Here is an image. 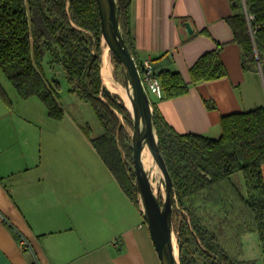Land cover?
Returning a JSON list of instances; mask_svg holds the SVG:
<instances>
[{"label":"crops","instance_id":"0c3cea01","mask_svg":"<svg viewBox=\"0 0 264 264\" xmlns=\"http://www.w3.org/2000/svg\"><path fill=\"white\" fill-rule=\"evenodd\" d=\"M232 4L132 0L138 64L150 59L156 71H177L190 82L191 66L220 47L228 69L225 77L191 84L184 95L157 98L179 132L218 138L223 114L264 105L263 74L244 68L243 49L227 20L236 12ZM10 100L0 98V264H162L141 205L121 187L83 126L76 138L58 140L59 153L51 138L43 152L41 128Z\"/></svg>","mask_w":264,"mask_h":264},{"label":"trees","instance_id":"16d2710c","mask_svg":"<svg viewBox=\"0 0 264 264\" xmlns=\"http://www.w3.org/2000/svg\"><path fill=\"white\" fill-rule=\"evenodd\" d=\"M255 15L252 38L243 0H233L235 13L227 20L243 49L245 69L256 68L264 77V0H244ZM120 21L135 58L131 26L132 0H118ZM102 31L97 0H0V67L17 91L27 99L37 96L48 115L61 120V83L48 79L44 63L60 64L70 91L90 102L103 127L92 137L93 146L129 197L140 204L135 187L131 134L118 113L133 126L132 116L119 94L112 92L102 76ZM116 68L121 65L115 55ZM138 61V60H137ZM220 47L207 51L191 66V81L177 71H157L163 87L160 99L189 92L190 85L228 75ZM0 98L12 102L0 84ZM154 119L159 145L175 184L173 226L179 243L180 264H245L234 256L221 227L210 220V207H233L237 201L252 220L259 235L264 264V105L223 114L222 134L212 138L195 132L177 131L163 116L156 102ZM208 106L216 108L209 102ZM242 172L246 192L232 182ZM222 184V186H221ZM162 200V196H160ZM229 213V212H228ZM250 264H258L256 261Z\"/></svg>","mask_w":264,"mask_h":264},{"label":"water","instance_id":"95a60500","mask_svg":"<svg viewBox=\"0 0 264 264\" xmlns=\"http://www.w3.org/2000/svg\"><path fill=\"white\" fill-rule=\"evenodd\" d=\"M97 3L101 21L102 44L103 41L107 42L112 54L119 60L124 76V86L129 104L120 95L132 116L133 170L139 202L162 264H180L179 243L173 226L176 200L175 184L160 149L153 101L143 82L138 61L126 41L120 21L118 0H97ZM186 25L191 33L193 31L191 24L187 22ZM103 53L104 49L102 48V62ZM146 146L149 147L163 174L165 195L162 194V200L153 186L150 172L144 165L143 151Z\"/></svg>","mask_w":264,"mask_h":264},{"label":"rangeland","instance_id":"374dc122","mask_svg":"<svg viewBox=\"0 0 264 264\" xmlns=\"http://www.w3.org/2000/svg\"><path fill=\"white\" fill-rule=\"evenodd\" d=\"M111 61L113 63L114 80L124 85V76L122 69L116 68V63L113 60L112 52ZM44 69L48 79L57 77L61 83L59 100L65 110V115L61 120H55L48 116L47 108L39 97L34 96L31 97L32 99L28 100L18 97L17 91L0 67V83L2 84L3 88L9 94L10 98L14 99V102L18 106L19 111H23L25 114L31 116V121L35 123L37 122V125L35 126L37 128H41L39 136L40 139L43 140H39V143H41L40 148L43 150V152L46 151V140L48 138H51L55 140V144L52 147L58 149L57 152L59 153L63 146L58 140L62 137L76 138L77 136H79L80 134L77 131V126H83V130L88 132L92 137H96L102 134L104 131V127L94 107L90 102L81 98L77 93H73L72 91H70V85L65 77V72L61 65L54 64L52 66V64L50 65L49 63H44ZM250 69L251 68H249L248 70ZM110 90L114 92L112 89ZM150 97L153 102H156L157 97L155 94L150 93ZM118 115L125 124L129 133L132 134L133 126L129 125L121 114L118 113ZM49 122H52L53 125H50ZM73 145L74 146L70 147H80L78 144ZM64 147L68 148L69 153H72V151L69 149V146ZM75 167L76 166H74V162H72V168ZM231 178L232 182L239 188V190L242 191V193H245L246 185L244 174L242 172H238L232 175ZM162 182L165 187L163 174ZM158 194L162 196V192H158ZM233 202V207L229 205L230 202L228 203V206L226 207L227 214L224 213L226 211L225 206H214L212 208L210 207L211 204H209L208 210L210 211V220H212L213 225H218V228L221 227L222 238L224 239L227 247L234 256L242 260L245 264H250V262L252 261H256L258 264H263V253L258 232L256 230L253 231L252 220L245 214V211L241 204H239L236 200Z\"/></svg>","mask_w":264,"mask_h":264},{"label":"bare ground","instance_id":"6f19581e","mask_svg":"<svg viewBox=\"0 0 264 264\" xmlns=\"http://www.w3.org/2000/svg\"><path fill=\"white\" fill-rule=\"evenodd\" d=\"M104 53L102 62V75L104 84H106L114 92L121 94L129 104V100L126 96L125 86L120 82H117L113 78V63L111 61V50L107 42L103 41ZM143 161L146 169L150 172L151 180L156 192H162L165 195V187L162 182V171L155 161L148 146L143 151Z\"/></svg>","mask_w":264,"mask_h":264},{"label":"built area","instance_id":"2783aa9c","mask_svg":"<svg viewBox=\"0 0 264 264\" xmlns=\"http://www.w3.org/2000/svg\"><path fill=\"white\" fill-rule=\"evenodd\" d=\"M243 10L249 26V31L254 39L256 33L255 15L248 11L245 1L243 0ZM143 82L149 93H153L157 98L163 96V87L160 78L156 74L152 60L145 59L139 64Z\"/></svg>","mask_w":264,"mask_h":264}]
</instances>
